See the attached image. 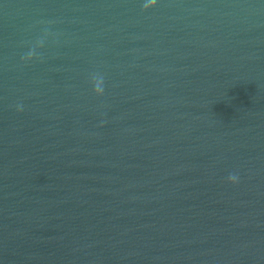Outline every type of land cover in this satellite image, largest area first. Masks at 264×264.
I'll use <instances>...</instances> for the list:
<instances>
[{
	"label": "water",
	"instance_id": "1",
	"mask_svg": "<svg viewBox=\"0 0 264 264\" xmlns=\"http://www.w3.org/2000/svg\"><path fill=\"white\" fill-rule=\"evenodd\" d=\"M145 2L0 0V264H264V0Z\"/></svg>",
	"mask_w": 264,
	"mask_h": 264
},
{
	"label": "clouds",
	"instance_id": "2",
	"mask_svg": "<svg viewBox=\"0 0 264 264\" xmlns=\"http://www.w3.org/2000/svg\"><path fill=\"white\" fill-rule=\"evenodd\" d=\"M156 7V0H149V2H145L142 5V10L144 12L150 11L151 9H154ZM47 35V34H46ZM46 38V36H45ZM44 44V39L37 41V46L42 47ZM35 56V50H29V52L26 54L23 59L25 61L30 62ZM91 82L93 86V92L97 97L103 96L104 94V77L102 75H93L91 77ZM228 182L235 185L239 182V177L236 174H230L228 177Z\"/></svg>",
	"mask_w": 264,
	"mask_h": 264
}]
</instances>
